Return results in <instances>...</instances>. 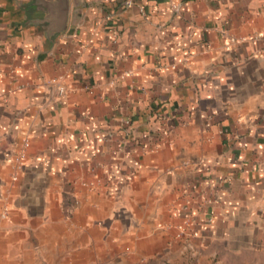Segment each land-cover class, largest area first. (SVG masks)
<instances>
[{"label":"crops","instance_id":"obj_1","mask_svg":"<svg viewBox=\"0 0 264 264\" xmlns=\"http://www.w3.org/2000/svg\"><path fill=\"white\" fill-rule=\"evenodd\" d=\"M231 245L264 264V0H0V264Z\"/></svg>","mask_w":264,"mask_h":264},{"label":"rangeland","instance_id":"obj_2","mask_svg":"<svg viewBox=\"0 0 264 264\" xmlns=\"http://www.w3.org/2000/svg\"><path fill=\"white\" fill-rule=\"evenodd\" d=\"M207 201L205 200L204 203H206ZM211 201L208 200V203H210ZM184 248H183V252L186 253V252H189L190 251V245H183ZM237 245H231L230 246V253L233 252V251H238V249L235 247ZM240 250L242 251H245V252H242L244 255L242 256H237L235 254H230V255H224L225 256V262L226 264H251L250 262H253L254 261V258H256L257 256H255L254 252H252V248H249L247 247V245H241L239 247ZM102 250L103 252L104 251H112L111 248L109 249H106V247L103 245L102 247ZM214 252H219L221 253L222 252V247L221 246H216L214 245L213 246V249H212ZM183 257V256H182ZM262 260V259H260ZM217 261H214V264H216ZM108 262L103 260V264H107ZM153 264V263H151ZM154 264H157V262H155ZM166 264H191V261L188 259V258H185L183 260H174V259H170L169 262H166Z\"/></svg>","mask_w":264,"mask_h":264},{"label":"built area","instance_id":"obj_3","mask_svg":"<svg viewBox=\"0 0 264 264\" xmlns=\"http://www.w3.org/2000/svg\"><path fill=\"white\" fill-rule=\"evenodd\" d=\"M25 147H26V143L23 147V149L17 154L15 162H16V166L20 167L22 165V161L25 157ZM14 180H16V178H13Z\"/></svg>","mask_w":264,"mask_h":264}]
</instances>
